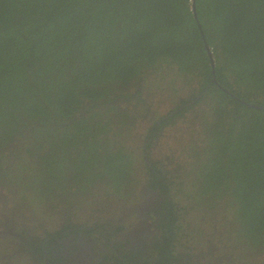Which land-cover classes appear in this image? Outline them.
Here are the masks:
<instances>
[{
  "label": "trees",
  "instance_id": "trees-1",
  "mask_svg": "<svg viewBox=\"0 0 264 264\" xmlns=\"http://www.w3.org/2000/svg\"><path fill=\"white\" fill-rule=\"evenodd\" d=\"M191 1L0 0L1 225L15 227V251L56 264L86 244L101 264H202L180 242L176 197L189 181L150 159L163 129L201 104L202 123L215 124L207 137L203 124L192 150L188 198L219 207L225 197L224 209L241 213L243 233L236 217L231 224L239 243L264 250V108L241 102L264 106V0H195V16ZM161 65L197 77L198 88L147 130L144 190L159 197L141 218L152 232L134 237V214L86 216L72 199L99 187L104 198L131 201L135 152L121 142L130 111L119 104L143 103L140 87L127 88ZM204 146L214 155L196 168ZM59 200L69 208L58 226L37 221Z\"/></svg>",
  "mask_w": 264,
  "mask_h": 264
},
{
  "label": "rangeland",
  "instance_id": "rangeland-1",
  "mask_svg": "<svg viewBox=\"0 0 264 264\" xmlns=\"http://www.w3.org/2000/svg\"><path fill=\"white\" fill-rule=\"evenodd\" d=\"M159 68L160 70H156V72H151V69L145 70L141 74L143 77L139 76V80L132 82L127 88V92L132 93L136 88L140 87L143 103L137 106H134V104H119L121 108L128 106L127 108L130 111V119L128 121H131V123L123 130L124 138L121 142H124L126 148L135 152L133 156L134 176L138 183L136 184L133 197L137 198V200L140 199V190L143 183L146 182L143 141L147 130L158 118L173 109L180 99L185 98L190 93H194L196 91L195 88H198L197 77L189 79L187 76L177 73L176 70L168 69L164 65ZM197 109L200 119L199 115H196ZM204 111H207V106L204 104L198 105L197 108L188 112L186 116L177 119L173 125L166 126L150 149V156L153 160L164 163L171 172L177 169L182 174L184 181H189L184 183L183 191L176 197V202L180 209L178 210L180 232L183 233L180 242L187 247L191 246V248H186V251L197 255L196 260L202 259V264H217L218 257V264H264V250H250L244 244H240L237 239L238 236L232 233L231 224L235 217L238 223L237 230L239 233H243L239 222L242 219L241 213L237 210L235 204L229 205L233 208V213L228 209H224L223 202L226 201L225 197L219 200V207L212 203L209 205L202 203L200 195H197L196 198H188V195L192 193L190 186L192 177L189 175L194 162L192 150L200 146L199 138L205 132L203 124L205 123L206 127V137L213 130L211 125L215 124L212 120H205L202 123L201 115ZM116 130L118 129L115 127ZM211 155H214L213 151L210 150L209 153L207 146H204L196 157V168L201 167L204 160ZM169 160L172 162L170 163ZM186 173L187 175H185ZM140 185H142L141 188L139 187ZM95 190L94 195L92 192L91 195L74 197L72 205L83 204L85 207L82 209V213L85 215H89L92 209L101 210L103 208L109 211L110 217L121 220L126 219V217L129 218L130 214H128L126 207L130 203H126V199L111 198L109 200L104 198V191L101 188L97 187ZM229 199L227 202H229ZM194 200L197 202L193 205ZM44 204L46 205V203ZM10 205L15 208L16 203L13 202ZM68 205L67 202L59 200L57 203L58 208H46V213L37 215L36 219L44 224L50 223L58 226L57 221L61 215L60 210L61 208L68 209ZM55 211L58 213L55 214ZM2 219L0 204V223H2ZM50 227H53V225H50ZM0 230H3L2 226H0ZM0 240H5L9 242L11 247H14L10 243L9 235ZM208 248L214 251L212 256H215L210 259V262L200 257L198 252V249L206 251ZM0 254L2 255L3 253ZM58 261L59 259H57ZM2 262L0 259V264Z\"/></svg>",
  "mask_w": 264,
  "mask_h": 264
},
{
  "label": "flooded vegetation",
  "instance_id": "flooded-vegetation-1",
  "mask_svg": "<svg viewBox=\"0 0 264 264\" xmlns=\"http://www.w3.org/2000/svg\"><path fill=\"white\" fill-rule=\"evenodd\" d=\"M158 197L159 196H157L154 193H151V194L146 193V194L140 196V199H138L137 202H130V204L128 206L126 205L127 206L126 210L129 211V213L134 214V216L137 217V219L134 222V224L136 226H134L133 229L135 228L136 230L142 231L143 222H142L141 218H143V215L145 213L149 212V209H150L149 206L150 205H151V208H153L154 206H156L158 204V200H157ZM1 199L2 198H0V204H1ZM5 207L2 206V204H1L2 211L4 210ZM8 209H10V208L8 207ZM8 213H10V211ZM105 213H106V215H110V213L108 211H105ZM83 215H85V214H83ZM86 216H90V214L86 215ZM106 218H108V217H106ZM3 219H4V222H8V221H6L7 218H6V216H4V213H3ZM12 221H9V222L12 224ZM24 223L27 224L28 222L25 220H22L21 225L23 226ZM1 224L2 223H0V226H2L3 230H0V239H3V237H7L8 235H9V238L12 237L13 233L11 232L12 230H10V229H15V227L13 225L11 227H8V226L1 225ZM131 231H130V233H131ZM91 242L92 241H90V243ZM92 244L93 243H91L90 245H92ZM16 248H19V247L16 246ZM16 248L11 247L9 245V242H7L5 240H0V251H1V253H3L2 255L0 254V259L3 261L1 264H52V261H54V259H52V261H48L47 258H45L43 263H39L38 261L31 258L30 256H28L26 254H22L20 250L15 251L14 249H16ZM198 252L200 253L199 256L202 257L207 262H210V259L215 257V256H212V253L214 251L212 249H209V248L206 251H204L202 249H198ZM76 256L75 257L71 256V258H66V256H65L64 258H61V260H59L56 264H96L97 262H99L97 264H101V262L103 261L102 258L92 259V257L93 258L95 257L93 247L92 246L88 247L86 244H84L82 247H80V251L77 252ZM92 260H95V261L93 262ZM218 261H219V257H218V260L216 261L217 264H218Z\"/></svg>",
  "mask_w": 264,
  "mask_h": 264
},
{
  "label": "clouds",
  "instance_id": "clouds-1",
  "mask_svg": "<svg viewBox=\"0 0 264 264\" xmlns=\"http://www.w3.org/2000/svg\"><path fill=\"white\" fill-rule=\"evenodd\" d=\"M211 50V49H210ZM212 53V52H211ZM215 79V78H214ZM213 81V80H212ZM216 81V80H215ZM214 83V82H213ZM214 84H217V82L216 83H214ZM247 102V101H246ZM201 117H202V119H203V115H201ZM158 121V120H157ZM171 124L173 125L174 123H172L171 122ZM146 136H147V133H146V135H145V137H144V141H143V156H144V168H145V164L146 163H148V162H150L149 160H148V158H147V154H145L146 153V151H145V146H146V142H147V139H146ZM160 137V136H159ZM156 141H154V143H155ZM153 143V144H154ZM150 159L151 160H153L152 158H151V156H150ZM153 161H156V160H153ZM164 164V163H163ZM165 165V164H164ZM166 167V166H165ZM145 171H146V169H145ZM146 182L145 183H143V186H142V189L140 190V195L142 196V195H144V194H146L145 192V190H144V188H145V185L148 183V181H149V176H148V173L146 172ZM131 201H130V199H129V197H128V199H126L127 201H126V203L127 202H137L138 200H137V198H135V197H133V195H134V193H135V188H134V190L133 191H131ZM151 193H154L153 191H151ZM155 194V193H154ZM112 198V197H111ZM111 198H109V200L111 199ZM123 199H125V198H123ZM128 212V214H131V213H129V211H127ZM130 216V215H129ZM127 218V217H126ZM149 224H150V222L149 221H146V223L145 224H143V227H142V231H139V230H136L135 228L134 229H132V231H131V233L133 234V235H135L136 233H137V235H135L134 237H137V236H140V235H143V236H145V235H147L148 233H151L152 231H149L150 229L148 228L149 227ZM10 230H14V229H10ZM147 231V232H144L143 233V231Z\"/></svg>",
  "mask_w": 264,
  "mask_h": 264
},
{
  "label": "water",
  "instance_id": "water-1",
  "mask_svg": "<svg viewBox=\"0 0 264 264\" xmlns=\"http://www.w3.org/2000/svg\"><path fill=\"white\" fill-rule=\"evenodd\" d=\"M191 11L194 13V16H195V0L191 1ZM205 46H206L207 55L210 58V66H211V69H212V72H213L212 76H214V67H215L214 59L212 57V53H211L210 47L207 44H205ZM212 80H213L214 83H216L214 77L212 78ZM241 102L245 103L246 105L252 106V107H256V108H260V109L264 108V106L256 105V104L249 103V102H246V101H241Z\"/></svg>",
  "mask_w": 264,
  "mask_h": 264
}]
</instances>
